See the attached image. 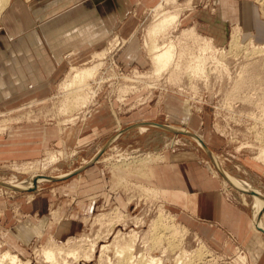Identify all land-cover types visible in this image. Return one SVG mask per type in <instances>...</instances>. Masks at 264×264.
I'll return each instance as SVG.
<instances>
[{
    "label": "rangeland",
    "instance_id": "1",
    "mask_svg": "<svg viewBox=\"0 0 264 264\" xmlns=\"http://www.w3.org/2000/svg\"><path fill=\"white\" fill-rule=\"evenodd\" d=\"M179 1V6L167 4L166 9L176 10L178 7L188 6L187 0ZM230 1L192 0L193 5L184 8L181 12L179 23L173 24L166 32L156 36L159 46L173 43L178 54H176L174 65L169 66V69L160 75L154 71L153 57L146 46V43L151 41L148 27L155 17V7L154 5L146 6L141 12L140 22L134 36L137 38L134 39L139 46V52L131 51L133 44L131 34L123 33L121 30H117L107 43L98 49V52H101L113 48L117 38L126 40L123 45L120 43L116 45L113 53H108L104 59L103 71H100L101 74L99 73L95 80H91L90 90L95 91L96 94L91 100L94 102L90 103L88 108L84 107V110H79L77 106H73L61 109L65 98L63 82L70 72L71 65L80 66L79 63L70 64L63 68L60 79L53 84L55 90L48 93V96L41 99H22L15 103L14 107L1 108L0 128L7 125L8 129L12 125L25 122L58 124L62 129L71 125H81L102 104L124 118L123 128L146 120L180 126L181 124L178 121L175 122L171 114L165 112L163 104L167 96L174 95L185 99L192 114L197 117L194 121L191 120L188 126H181L190 131L205 133L206 143L217 155L225 171L249 180L264 192V161L257 158L260 148L264 147V49L262 53L253 50L254 46L264 47V0ZM247 2L251 5L250 16H246V12H250L249 9H246L244 14L243 5ZM137 4V2L126 1L129 15L136 13ZM226 13L229 18L227 36L224 40H220L208 33L209 27L212 17L217 18L220 14L226 15ZM192 26H195L198 34H192V36L183 34L186 28ZM237 28H240L239 43L232 44L233 33ZM206 39L215 46L212 50L206 48L208 54L204 48L208 46ZM219 52L221 55L218 54ZM208 58L211 61L207 60ZM93 59L91 57L89 62L81 64L90 65ZM198 59H201L206 66L205 70L207 68L204 71L205 74L198 75L192 72L188 65L189 62L195 64ZM219 60H222L221 65ZM178 61L180 65L182 64L181 66H177ZM224 66L227 69L223 68ZM179 70H181L180 74ZM134 111L136 114H133ZM137 112H141V115ZM4 119L7 121L4 122ZM7 129L4 131L0 129V135ZM116 132V129L108 130L85 145L49 149L39 158L29 160L28 162H33L30 168L26 167L28 162L23 163V161L1 163L0 180L6 181L13 174L19 178H25L36 172L46 175L68 173L73 170V167L91 160ZM127 133L119 136L109 147L107 146L108 148L106 147L107 149L98 161L90 167L89 172L85 174L83 171L82 178L75 175L65 180L44 182L35 194L14 191L1 186L0 202L7 204V208L5 213L0 212V254L11 247L13 252L18 253L24 260H31L32 264H55L48 261L45 256L43 258L44 248L48 245L56 249L62 248L59 249L65 252L61 257L68 259V264H98L101 255L99 251L102 252L100 248L103 243H106L110 244L111 248L105 251L104 258H106L101 262L108 264L109 260H112L110 264H115L118 256L114 242L127 243L134 235H137L136 251L150 252V255L163 257V261L165 260L163 264H175L176 256L182 248L194 250L201 248V245L206 248V253L209 252L212 255L205 253V257L200 256L199 259L192 257L195 259L193 264H254L249 257L247 261L243 260L241 256L246 252L240 247L235 249L228 243L222 248H216L208 242L205 246V242H200L202 238L181 221V210L177 207L178 205H169L158 188L148 184L142 178L147 174V170L143 169H146L152 161H161L166 149L175 153L197 154L199 160L212 174L224 178L203 147L186 134L164 132L163 129L154 126H148L145 130L136 128L134 132H129L128 135ZM52 152L56 154V159L48 161ZM74 158H78L74 163L75 166L71 165ZM226 187L231 198L238 205L246 208L252 216L254 202L252 195L248 193L247 200L244 201L240 188L231 184H226ZM148 189H157V191L155 193ZM50 193H54L51 200L45 196ZM31 197H33L34 206L39 210L38 214L43 213L50 216L52 228L42 240L33 239L27 244L20 241L15 242L11 236L7 235L8 228L24 218L26 213L23 209ZM160 215L165 218V221L164 219L162 221L166 222L169 228L172 227L171 229L164 228L161 231V227L158 229L153 227L154 220ZM34 217H37V213ZM262 218L264 220V209ZM113 219L115 223L111 221ZM24 223L29 224V221H24ZM66 223L71 225L70 230L67 228L64 230ZM117 233L125 239L120 238ZM8 239L12 241V244L14 243V247L7 242ZM93 241L98 243L96 253L92 252V259L86 256L75 259L71 254L68 257V250L71 251L76 247L81 255L87 254L89 252L87 249H91L90 244ZM179 242L182 243L179 244ZM81 246L83 250L80 249ZM107 255L110 256L109 259Z\"/></svg>",
    "mask_w": 264,
    "mask_h": 264
},
{
    "label": "crops",
    "instance_id": "2",
    "mask_svg": "<svg viewBox=\"0 0 264 264\" xmlns=\"http://www.w3.org/2000/svg\"><path fill=\"white\" fill-rule=\"evenodd\" d=\"M126 1L138 3L133 15L128 14ZM159 2L160 0H10L0 16V109L14 107L22 99L48 96V93L55 90L53 84L60 79L63 68L70 64L82 65L81 63L89 62L117 30L130 33L131 40L133 39L131 51L139 52V46L135 42L137 38L134 36L141 12L146 6L155 7ZM243 9L244 14L246 9L250 10L249 13L246 12V16L251 15V5L248 2L244 3ZM211 20L208 33L224 40L227 36L228 14H220ZM163 104L165 112L171 114L175 122L184 126L191 123V118L188 117L193 114L185 99L169 95ZM137 114L141 115V112ZM193 117L197 119L196 116ZM123 119L117 112L102 104L81 125H71L64 129L58 124L44 122L12 125L0 135V164L11 161L25 163L55 147L85 145L111 129H116V133L123 130L119 135L123 136L127 132V135L134 132L142 124L152 126V122L155 123L150 120L138 121L123 128ZM181 133L193 137L183 132L176 134ZM197 135L206 143L205 133H201L203 138ZM163 154L161 161H152L147 165L148 174L142 178L158 188L169 205H178L181 221L213 247L222 248L229 243L235 249L242 248L254 264H264V235L254 227L253 213L251 216L246 208L231 198L225 184L227 179L212 174L197 154L175 153L170 149L164 150ZM93 164L94 162L87 164L79 173L59 180L75 175L82 178ZM21 192L31 194L29 189ZM53 194L45 196L51 200ZM32 198L24 206V218L8 228L7 235L15 242L27 244L33 239L42 240L52 228L50 216L38 214L39 210L34 206ZM6 208L7 204L0 202V212L5 213ZM35 213L37 217H34ZM24 221H29V224ZM64 228L70 230L71 225L66 223ZM54 235L57 237L56 233ZM7 242L14 244L10 239Z\"/></svg>",
    "mask_w": 264,
    "mask_h": 264
},
{
    "label": "bare ground",
    "instance_id": "3",
    "mask_svg": "<svg viewBox=\"0 0 264 264\" xmlns=\"http://www.w3.org/2000/svg\"><path fill=\"white\" fill-rule=\"evenodd\" d=\"M10 2V0H0V16H1V13L2 11L4 10V8L6 7V5ZM179 0H160V2L155 6V17L153 18V22L152 24L148 27V35H150L151 37V43L148 41L146 43V46L149 48V50L151 51V54H152V57H153V62H154V71L156 74L160 75L162 74L165 70H168L169 69V66H172V64L174 65L175 63V59H176V54H177V50H176V46L172 43V44H165V45H162V46H159V43L157 42L156 40V36H158L160 33H163V32H166L167 29L169 27H171L173 24H178L179 23V20H180V17H181V12L184 10V8H187L188 6L190 7L192 4V0H187V7H178L176 10H167L165 6H167V4H179ZM260 2V1H259ZM264 3V2H263ZM264 5V4H263ZM262 5V6H263ZM179 6V5H178ZM189 9V8H188ZM240 29V28H239ZM239 29L237 28L235 30V32L233 33V40H232V44H237L238 40H239V35H238V32H239ZM241 32V31H240ZM197 31H196V28L195 26H192V27H189V28H186L183 32V34L185 35H188V36H192V34H196ZM198 34V33H197ZM206 43H208V46H205L204 48H209V49H214L213 47H215L213 45V43L209 40L206 39ZM126 42L125 39H121V38H117L116 41H115V45L113 46V48H109V49H105L101 52H95L94 55L92 56L94 59L92 60V64L90 65H72L71 69H70V72L68 73V75L66 76L64 82H63V88H64V91H65V98L63 99L62 101V107L61 109H67L69 107H73V106H77L79 108V110H84V107L88 108L87 106L94 102L92 100V98L95 96L96 92L95 91H92L90 90L92 87H91V80H95L97 75L100 73V71L104 69V64H105V61L104 59L106 58V56L108 55L109 52L113 53V49L116 47V45H123L124 43ZM239 43V42H238ZM231 47V46H230ZM233 49V48H232ZM263 49L264 47H260V46H254L253 50L254 51H261V53L263 52ZM191 50V49H190ZM190 50H189V53H190ZM207 50V49H206ZM205 50V51H206ZM217 50V49H216ZM149 51V52H150ZM203 51V50H202ZM219 51V50H218ZM221 51V50H220ZM224 51V50H223ZM195 52V51H194ZM217 52V51H216ZM253 51L251 50V53ZM187 53V52H186ZM185 53V54H186ZM199 53V52H198ZM205 53V52H204ZM212 53V52H211ZM210 53V54H211ZM202 54V53H201ZM200 54V55H201ZM207 54H208V50H207ZM206 54V55H207ZM220 54V52L218 53ZM178 55V54H177ZM199 55V54H198ZM213 55V54H212ZM212 55H210V57H212ZM221 55V54H220ZM195 56V55H194ZM205 56V55H204ZM215 56V55H214ZM193 57V56H192ZM191 57V58H192ZM209 57V56H208ZM220 57V56H218ZM207 58V57H206ZM216 58V56H215ZM182 59V58H181ZM202 59V58H201ZM201 59H198L197 62H195V64L193 62H189V67H191V71L194 72V73H197L198 75L203 73L205 74L204 71L205 70V67L203 62H201ZM210 58H208L207 60H209ZM220 59V58H218ZM223 59V58H222ZM94 61V62H93ZM181 61V60H179ZM176 62L177 66H181L180 63ZM183 61V60H182ZM186 61V60H185ZM196 61V60H195ZM211 61V59H210ZM217 61V60H216ZM220 61L222 60H219V64H220ZM185 63V62H183ZM192 63L194 65H192ZM210 63V62H209ZM208 63V64H209ZM214 63V61L212 62ZM225 63V62H224ZM217 64V63H216ZM187 65V66H188ZM192 65V66H190ZM207 65V63H206ZM212 65V64H211ZM221 65V64H220ZM209 65H207L208 67ZM226 66H224L223 68H225ZM210 68V67H209ZM212 68V67H211ZM210 68V69H211ZM215 68V67H213ZM227 69V68H225ZM215 71V69H213ZM181 70L178 71V73L180 74ZM219 72V71H218ZM101 74V73H100ZM196 74V75H197ZM202 74V75H203ZM207 74V73H206ZM209 74V73H208ZM193 75V74H192ZM210 75V74H209ZM177 78H179L177 75H175ZM194 77V76H193ZM197 77V76H195ZM200 77V76H199ZM203 77V76H202ZM201 77V78H202ZM205 77V76H204ZM207 77L209 78V76L207 75ZM198 79V77L196 78ZM205 79V78H204ZM106 81V80H105ZM129 81V80H128ZM135 81V80H134ZM100 82V80H99ZM104 83V82H102ZM122 87V86H121ZM154 87V86H153ZM127 88V87H126ZM194 88V87H193ZM62 89V88H61ZM88 89V90H86ZM125 89V88H124ZM123 89V90H124ZM128 90V89H127ZM199 91V90H198ZM128 92V91H127ZM91 93V94H90ZM120 93V92H119ZM197 93V91H196ZM123 94H121L122 96ZM95 98V97H94ZM94 100V99H93ZM92 105V104H91ZM73 109V108H72ZM78 111V110H77ZM69 112V111H68ZM83 112V111H82ZM78 114V113H77ZM81 114V113H80ZM85 115V114H84ZM86 116V115H85ZM194 115H191V117H188V118H191L189 120H193L195 119V117H193ZM15 118V117H14ZM77 118V117H76ZM8 119V118H6ZM4 119L3 121L6 122L7 120ZM75 119V118H74ZM73 119V120H74ZM78 119V118H77ZM10 120V119H9ZM8 123V122H7ZM2 124V123H1ZM152 126L154 127H158L160 129H163L164 132L167 131V132H174V133H179V132H183V133H187L191 136H193L192 138L195 139L202 147L203 149L210 155V157L212 158V160L214 161L218 171L224 176L225 179V182L226 184L228 185H232L234 187H237V188H240V191H241V195L243 196V200L246 201L247 200V195L248 193L250 195H252L253 199H254V202L252 204V213H253V224H254V227L258 230V231H261L260 228H264V220L262 218V210L264 209V192L263 190L260 188V187H257L255 186L252 182H250L249 180L245 179V178H242V177H239V176H235L231 173H228L227 171H225V169L222 167V165L220 164V160L218 161V157L217 155L210 149V151H207L206 148L204 147V144L205 143L197 134H199L201 137V133L196 131V133H194L193 131H190L186 128H184L183 126H179V125H165V124H160V123H153L152 122ZM158 125V126H156ZM9 126V125H8ZM149 125H146V124H142L140 126V129L141 130H145L148 128ZM2 129L3 131L5 129H7V125L0 128ZM195 131V130H194ZM123 132L120 131L114 135H112L109 139V142L104 146L102 147L97 154H95V156L91 159V160H88L86 161V163H84L82 166H78V167H74L73 170L69 171L68 173L65 172V174H61V175H56V176H53V175H46V174H40V173H32L31 176L29 177H25V178H19L17 177V175L13 174L12 177H8V179L6 181H3V180H0V187L3 186V187H6L10 190H14V191H24V190H31V194H33L32 192H36L38 190H40V187H41V184L44 183V182H47V181H55V180H59V179H64L66 177H69L71 175H73L74 173H79L81 171V169H83V167H85L87 164H90L92 163L93 161H97L98 157L100 156V154L106 149V147L108 146L109 143H112L121 133ZM162 138V137H161ZM203 138V137H202ZM263 139V138H262ZM263 141V140H262ZM206 144V143H205ZM209 147V146H208ZM210 148V147H209ZM140 152V151H139ZM257 158L260 159V160H263L264 161V147H261L260 148V151L257 155ZM56 159V154H54L53 152L50 154V156L48 157V161H53ZM76 161V158H74V160L71 161V165L75 166L74 163ZM147 162V160H146ZM31 163L33 162H28L26 165V167L30 168L31 166ZM145 163V162H144ZM19 165V164H18ZM17 165V166H18ZM146 165V164H145ZM30 166V167H29ZM21 167V166H19ZM118 170V169H117ZM143 170H146V169H143ZM143 174V173H141ZM148 174V172H147ZM145 176V175H144ZM116 177V176H115ZM121 177V176H120ZM127 179V177H126ZM125 179V180H126ZM129 181V180H128ZM125 182V181H124ZM122 183V182H121ZM154 188V187H153ZM7 190V189H6ZM149 191H157V189H148ZM9 191V190H8ZM159 193V192H158ZM151 197V195L149 196ZM157 197V196H156ZM154 200V199H153ZM121 213V212H120ZM119 213V214H120ZM118 215V214H117ZM110 216V215H109ZM115 216V215H114ZM125 216V215H124ZM168 216V215H166ZM123 217V216H122ZM126 217V216H125ZM117 219V218H116ZM164 219L165 221V218H163V216H158V218H156L153 222V227L155 229H158L160 228L161 231L164 230V228H169V226L167 225L166 222L162 221ZM111 221H114L111 220ZM168 221V220H167ZM170 221V220H169ZM171 222V221H170ZM115 223V221H114ZM103 224V223H102ZM174 224V223H173ZM175 225V224H174ZM112 227V226H111ZM152 227V228H153ZM178 227V226H177ZM176 227V228H177ZM187 227V226H186ZM172 228V227H171ZM169 228V229H171ZM108 231V230H107ZM157 230H155L156 232ZM111 232V231H110ZM135 232V231H134ZM133 232V234H134ZM171 232V231H170ZM179 232V231H178ZM262 232V231H261ZM137 233V232H136ZM154 233V232H153ZM159 234V231L157 232ZM176 233V231L174 232ZM263 233V232H262ZM120 238L122 237V235H120L119 233H117ZM129 234V233H128ZM132 234V233H131ZM156 234V233H155ZM169 235V233H166ZM184 234V233H183ZM124 235V234H123ZM137 236V235H136ZM134 235L133 238H131V241L127 242V243H121L120 241L115 243L114 242V246H115V249H116V252H117V256H118V263L117 264H163L165 262V260L163 261V257H160V256H153V255H150V252L149 253H144V252H138L136 251V240H137V237ZM151 236V235H150ZM157 236V235H155ZM183 236V235H182ZM118 237V236H117ZM168 237V236H167ZM96 238V237H94ZM124 238V236L122 237ZM127 238V237H126ZM130 238V237H129ZM163 238V237H162ZM170 238V236H169ZM54 239V237H53ZM51 238V240H53ZM93 239V238H92ZM116 239V238H115ZM125 239V238H124ZM164 239V238H163ZM185 239V238H184ZM80 240V239H79ZM94 240H97V239H94ZM130 240V239H129ZM149 240H151L149 238ZM166 240V239H164ZM56 240H54L55 242ZM71 241V239L69 240ZM81 241V240H80ZM88 241V239H87ZM90 241V240H89ZM163 241V240H162ZM169 241V240H168ZM175 241V240H174ZM181 241V240H180ZM184 241V240H183ZM200 242H205L204 240L200 239ZM53 244V242H51ZM98 242H94L91 243L90 245L92 246L90 250L87 249V254H83L81 255L80 253V250L74 248L72 249L71 251L68 250V257H69V254L73 255L75 257V259H78L80 256H83L86 258H91V256L93 255V253L96 251V245H97ZM153 243V241H152ZM162 243V242H161ZM173 243V242H171ZM182 243V242H179V244ZM206 243V242H205ZM51 244V245H52ZM157 244V243H156ZM155 244V245H156ZM54 245V244H53ZM72 245V244H71ZM162 245V244H161ZM175 245H177L178 247V243H176ZM207 245V243L205 244V246ZM62 246V245H61ZM151 246V245H150ZM153 246V244H152ZM160 246V245H159ZM169 245H167L168 247ZM79 247V246H78ZM82 247V246H81ZM110 247V244H106V243H103L100 250H102V252L99 251V253H101V255L99 256V260H100V264H103L101 262L102 259H105L104 256H105V251L107 249H109ZM44 248V247H43ZM60 248V247H59ZM56 249L55 247L53 246H48L46 248H44V255H43V258L45 256V258L48 260V261H51V263H55V264H60L61 262L64 264H68V259L65 260L64 258H62V253L65 252L63 250H60V249ZM85 248V247H84ZM90 248V247H89ZM111 248V247H110ZM151 248V247H150ZM164 248V247H163ZM181 248V247H180ZM65 249V248H64ZM83 250V247L80 248ZM167 249V248H166ZM172 249V248H171ZM205 249L204 247H202L201 245V248H197V249H194V250H188L186 248H182V250L180 251V253L176 256V259H175V264H193V261L195 259H192V257L196 258V259H199L201 258L202 256L205 257V255H209L211 256L212 254L211 253H206L205 252ZM151 250V249H150ZM168 250V249H167ZM43 251V250H42ZM207 251V250H206ZM82 252V251H81ZM86 252V251H85ZM93 252V253H92ZM107 252V251H106ZM148 252V251H147ZM43 253V252H42ZM96 253V252H95ZM206 253V254H205ZM244 254V253H243ZM70 255V256H71ZM115 255V254H114ZM165 255V254H164ZM116 256V257H117ZM201 256V257H200ZM61 257V259H60ZM108 257V255H107ZM110 257V256H109ZM108 257V259H109ZM243 258V260L247 261V253H245V255H242L241 256ZM67 258V257H66ZM74 259V258H73ZM74 259V260H75ZM107 259V260H108ZM211 259V258H210ZM61 260V261H60ZM242 260V261H243ZM104 261V260H103ZM106 261V260H105ZM112 260H109V263H111ZM115 261V260H114ZM87 262V261H86ZM200 262V261H199ZM197 262V263H199ZM61 263V264H62ZM73 263V262H72ZM98 263V264H99ZM106 263V262H105ZM115 263V264H116ZM0 264H32V261L31 260H24L21 258V256L16 253V252H13L11 250V247L8 248L7 250H5L4 252H2L0 254ZM45 264V263H44ZM48 264V263H46ZM50 264V263H49ZM82 264V263H81ZM85 264V263H84ZM107 264V263H106ZM195 264V263H194Z\"/></svg>",
    "mask_w": 264,
    "mask_h": 264
},
{
    "label": "water",
    "instance_id": "4",
    "mask_svg": "<svg viewBox=\"0 0 264 264\" xmlns=\"http://www.w3.org/2000/svg\"><path fill=\"white\" fill-rule=\"evenodd\" d=\"M204 144V147L206 148L207 151H210V148L208 147L207 144L203 143ZM94 162V161H93ZM92 162V163H93ZM260 230L264 233V228H260Z\"/></svg>",
    "mask_w": 264,
    "mask_h": 264
}]
</instances>
